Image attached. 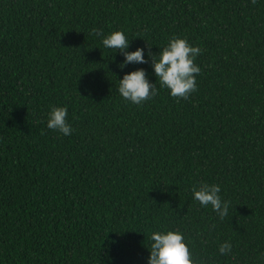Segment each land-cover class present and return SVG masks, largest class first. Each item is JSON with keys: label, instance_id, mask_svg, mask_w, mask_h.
<instances>
[{"label": "trees", "instance_id": "16d2710c", "mask_svg": "<svg viewBox=\"0 0 264 264\" xmlns=\"http://www.w3.org/2000/svg\"><path fill=\"white\" fill-rule=\"evenodd\" d=\"M93 27L147 62L121 69ZM173 36L202 49L187 100L148 55ZM137 69L158 90L141 105L118 92ZM204 183L223 220L193 199ZM169 230L194 264H264V0H0V264H148Z\"/></svg>", "mask_w": 264, "mask_h": 264}, {"label": "clouds", "instance_id": "9594fccd", "mask_svg": "<svg viewBox=\"0 0 264 264\" xmlns=\"http://www.w3.org/2000/svg\"><path fill=\"white\" fill-rule=\"evenodd\" d=\"M252 2L255 3L256 0ZM91 34L101 38L104 48L112 49L114 52L119 50L123 54L124 60L118 65L121 69L129 63L147 62L142 48L127 51L129 39L122 31H114L105 36L102 29L93 27ZM201 51V48L190 46L186 39L178 36L169 38L168 44L158 54H153L149 45L148 55L160 87L168 89L174 98L187 100L189 95L197 90L195 77L201 69L194 63V59ZM118 92L125 101L135 105H141L158 94L156 85L149 83L144 69L124 74L119 80ZM67 115L66 107H52L48 113L47 128L59 131L65 136L71 135L74 129L67 123ZM220 191V186L217 184L204 183L198 189L192 188L193 199L204 207L210 205L219 219L223 220L229 214L230 202L221 199ZM149 239L151 243L148 264H194L192 253L179 231H154ZM231 248L232 245L226 241L219 245L218 251L222 255H228Z\"/></svg>", "mask_w": 264, "mask_h": 264}]
</instances>
